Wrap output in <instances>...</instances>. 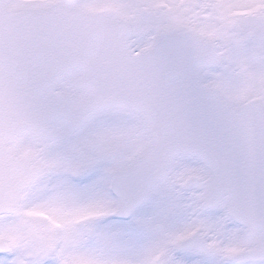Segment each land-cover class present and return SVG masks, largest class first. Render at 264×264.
<instances>
[{"label": "snow or ice", "instance_id": "obj_1", "mask_svg": "<svg viewBox=\"0 0 264 264\" xmlns=\"http://www.w3.org/2000/svg\"><path fill=\"white\" fill-rule=\"evenodd\" d=\"M0 264H264V0H0Z\"/></svg>", "mask_w": 264, "mask_h": 264}]
</instances>
